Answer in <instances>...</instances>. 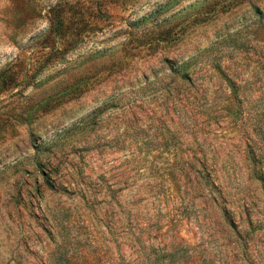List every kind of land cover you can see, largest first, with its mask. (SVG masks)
Returning a JSON list of instances; mask_svg holds the SVG:
<instances>
[{
  "label": "rangeland",
  "instance_id": "374dc122",
  "mask_svg": "<svg viewBox=\"0 0 264 264\" xmlns=\"http://www.w3.org/2000/svg\"><path fill=\"white\" fill-rule=\"evenodd\" d=\"M0 264H264V0H0Z\"/></svg>",
  "mask_w": 264,
  "mask_h": 264
},
{
  "label": "trees",
  "instance_id": "16d2710c",
  "mask_svg": "<svg viewBox=\"0 0 264 264\" xmlns=\"http://www.w3.org/2000/svg\"><path fill=\"white\" fill-rule=\"evenodd\" d=\"M54 30H56V31H57V30H58V27H54Z\"/></svg>",
  "mask_w": 264,
  "mask_h": 264
}]
</instances>
